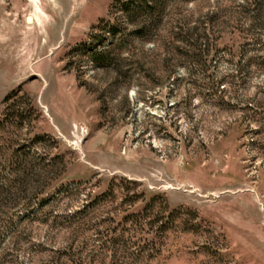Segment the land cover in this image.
Masks as SVG:
<instances>
[{
	"label": "rangeland",
	"instance_id": "rangeland-1",
	"mask_svg": "<svg viewBox=\"0 0 264 264\" xmlns=\"http://www.w3.org/2000/svg\"><path fill=\"white\" fill-rule=\"evenodd\" d=\"M168 3L0 0V264H264V0Z\"/></svg>",
	"mask_w": 264,
	"mask_h": 264
},
{
	"label": "trees",
	"instance_id": "trees-1",
	"mask_svg": "<svg viewBox=\"0 0 264 264\" xmlns=\"http://www.w3.org/2000/svg\"><path fill=\"white\" fill-rule=\"evenodd\" d=\"M120 7L127 15V29L131 27L130 34L136 39L150 42L154 39V35L160 30L164 17L163 12L168 8L169 0H116ZM122 24H106L101 27L100 34L106 36L108 34L114 39L112 47L120 49L127 41L126 37H122L124 31ZM129 43V42H128ZM96 60L105 61L104 52L95 54ZM14 93L8 96V99L14 97Z\"/></svg>",
	"mask_w": 264,
	"mask_h": 264
}]
</instances>
